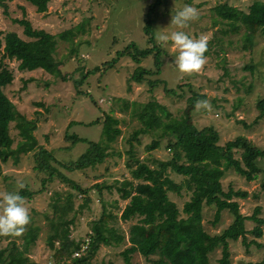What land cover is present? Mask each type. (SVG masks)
<instances>
[{
	"label": "rangeland",
	"instance_id": "obj_1",
	"mask_svg": "<svg viewBox=\"0 0 264 264\" xmlns=\"http://www.w3.org/2000/svg\"><path fill=\"white\" fill-rule=\"evenodd\" d=\"M150 1L152 0H48L45 12L35 11L33 4L27 0H5L6 11H3L0 5L2 32L13 30L20 37L27 39L28 36L22 31V25L12 20L14 17L23 16L34 28H42L54 34L62 29H71L74 33L70 39L57 38L56 42L54 56L62 61L59 68L65 76L64 80L41 68L18 69L17 60L3 58L12 72V79L2 87V90L26 118L36 117V126L32 133L38 145L52 151L60 161L74 159L84 149L86 142L77 141L69 148H65L69 142L64 139V131L97 140L100 137L101 124L89 123V120L100 117L102 111H109V108H112V113L120 119L117 124L120 133L110 143V150L113 152L104 161L74 171H68L53 162L58 169L69 175L81 187L86 188L85 193L76 192L66 183L56 179L42 186L41 173L33 168V149L20 152L16 162L10 157L0 162V193L17 191V179L25 183L26 193H29L28 196H23L25 206L29 209L30 223L38 225V229L36 238L26 255L39 264L54 263L52 250L45 243V237L49 232L47 219L53 215L49 203L51 197L54 193H59L63 197L69 191L73 194L71 199L74 209L79 203H83L82 208L73 216L69 226V236L74 239L85 237V232L101 209L109 210L114 216L109 218L107 223L114 225L116 231L124 235V239L118 245L99 243L89 257V263L100 261L103 264L122 263L120 251L128 243L126 241L128 226L137 220V216L127 220L121 219L119 213L127 198H120L114 187L110 190L103 187L99 199L92 183L101 180L110 183L113 179H121L129 175L125 161L131 159L126 152L129 147L126 139L132 129L138 125V121L130 116V105L126 108L122 107L123 99L145 101L154 98L169 110L171 115L192 122L197 127H203L207 134H211L208 125L212 126L218 134L217 143H223L241 134L255 145L264 147V115L258 116L255 108V100L264 93V34L259 30L256 31L250 46L243 48L240 36L242 28L236 32L228 30L223 32L222 29L227 25L219 20L214 9L216 3L226 1L239 9L246 10L252 0H163L156 8L153 13L154 39L157 31L170 33L178 30L170 24L171 18L185 5L194 6L199 10V19L191 22L183 31L193 39L208 37L209 53L205 56L207 63L200 73L189 75L179 71L174 64L178 51L171 41L167 46L162 47L159 44L162 50L160 70L157 74L148 77L150 79L158 77L162 82H157L152 89H148L145 81L127 82L136 63L125 55L121 56L111 68L85 73L93 65H99L112 57L116 49H120L129 41L135 42L139 47L148 45L142 31V23ZM71 47L76 50L71 51ZM139 64L152 68L151 55L143 57ZM80 77L82 80L75 86L73 79ZM164 87H173L176 93H167ZM77 88L90 95L76 92ZM191 90L204 93V99H209L211 102L210 111L203 109L198 111L195 104L191 106L187 103L185 97ZM181 91L183 96L178 94ZM37 111L40 113L38 114ZM70 120L74 122L68 126ZM8 129L12 137L11 146H14L20 139L14 121L9 122ZM153 135L151 132L142 133L138 135L139 142L132 140L133 156L148 163H152V159H165L170 156L171 150L167 148L165 139L160 140L157 148L150 151L143 149V144ZM237 154L238 152L235 151L234 155ZM258 162L264 169V158L259 159ZM168 175L175 181L182 179V175L172 171H168ZM261 179V172H258L253 179L247 180L228 168L221 176L220 182L223 189L230 185L233 188L247 190L246 197H235L238 209L248 215L254 205H260L258 215L263 218L261 229L264 231V192L259 187ZM251 193H256V197ZM167 194L180 208L189 191L182 188L179 194L172 191H168ZM85 197H87L86 201H84ZM213 210L212 204L202 206L201 223L210 233L219 232L231 220L230 213L222 209L219 219L212 223L210 220ZM179 215L184 213L180 211ZM244 224L245 228H250L254 222L246 219ZM250 237L251 234L246 233V238ZM8 238H13L19 245L22 241V235L8 237L0 235V251H6ZM255 239L261 244L255 246L251 243L247 246V250L239 237L236 240H229V262L261 261L260 264H264L262 260L264 232ZM56 242L55 240L54 243ZM219 254L220 245L208 253L209 264H216ZM156 257L157 255L152 254L149 258H144L138 252H132L130 260L137 264H154L151 259Z\"/></svg>",
	"mask_w": 264,
	"mask_h": 264
},
{
	"label": "trees",
	"instance_id": "obj_2",
	"mask_svg": "<svg viewBox=\"0 0 264 264\" xmlns=\"http://www.w3.org/2000/svg\"><path fill=\"white\" fill-rule=\"evenodd\" d=\"M27 1L33 4L37 12H45L47 9L48 0ZM162 2L163 0L150 1L144 12L142 31L148 45L139 47L135 42L129 41L120 49H116L112 57L99 65H93L85 73L111 68L121 56L125 55L136 63L127 82L145 81L148 89H152L157 82H162V79L158 77L152 79L148 77L151 74H157L160 70L162 50L153 35V13ZM0 5L3 11H6L5 0H0ZM214 9L219 20L227 25L222 29L223 32L227 30L236 32L242 28L241 47L250 46L256 31L259 30L264 34V0H252L246 10L239 9L226 1L216 3ZM12 20L22 25V31L28 38L20 37L13 30L2 32L0 29V162L6 161L9 157L16 162L20 152L33 149V168L41 173L42 186L56 179L66 183L76 192L85 193L86 188L81 187L69 175L58 169L53 162L68 171H74L92 167L104 161L113 152L110 150V143L120 133V127L117 125L120 119L112 113V108H109V111H102L100 117L89 120V123L100 122L101 124L100 137L97 140L64 131V139L69 142L65 148H69L77 141L86 142L84 149L74 159L60 161L52 151L38 145L32 133L36 126V117L26 118L2 90V87L12 79V72L3 58L17 60L18 69L41 68L64 80L65 76L59 68L62 61L54 56L56 42L57 38L68 40L74 33L71 29H62L54 34L42 28H34L23 16L14 17ZM70 50L76 49L71 47ZM208 53L209 45L205 56ZM148 55H151L152 68L139 64L140 60ZM81 80L82 77L73 79V84L77 86ZM164 90L167 93H176L173 87H164ZM76 92L88 94L78 88ZM178 94L183 96L182 91ZM204 97V93L191 90L185 100L193 106L198 99H204ZM128 105H130V116L138 121V125L132 129L126 139L129 144L126 152L131 159V161H125L129 175L121 179H113L110 183H106L105 180L92 183L99 199L103 187L108 190L114 187L120 198H127L119 213L121 219L127 220L137 216V220L128 226L126 239L128 243L120 251L123 259L121 264H137L130 260L132 252H138L144 258H149L152 254L157 255L156 258L151 259L154 264H209L208 253L218 245H220V254L216 264H260L261 261L229 262V240H236L239 237L246 250L251 243L255 246L261 244L255 238L264 232L261 229L263 218L258 215L260 205H254L248 215L241 213L235 197H246L247 190L233 188L230 185L223 189L220 178L228 168L247 180L253 179L258 172H261L262 179L259 187L264 192V169L258 162L259 159L264 158V147L255 145L241 134L223 143H217L218 134L212 126L208 125L211 134H207L203 127H197L192 122L171 115L169 110L154 98L145 101L123 99L122 107L126 108ZM255 108L258 116L264 115V93L255 100ZM37 113L40 112L37 111ZM10 121H14L20 135V139L14 146H11L12 137L8 129ZM240 121L243 122L241 119ZM73 122L74 120H70L67 125L70 126ZM148 132L154 135L143 144V149L150 151L157 148L160 140L165 139L167 148L171 150L168 158H156L151 160L152 163H148L133 156L132 140L139 142L138 135ZM235 151L238 152L237 155H234ZM168 171L182 175V179L173 180L168 175ZM182 188L188 190L189 194L178 208L167 192L179 194ZM18 191L21 196L29 195L26 193V186ZM251 194L256 197V193ZM72 195L70 191L63 197L59 193H54L49 202L53 215L47 219L49 232L45 237V243L52 250L53 264H103L102 261L89 263V257L99 243L118 245L124 239V235L118 233L114 225L107 223V220L114 215L102 208L96 219L91 222L88 231L85 232L84 236L88 240L86 248L79 255L71 256V253L84 241L83 236L78 239L69 236V226L73 216L83 206L81 202L74 209ZM86 199L87 197L84 201ZM204 204L214 206L210 220L212 223L219 219L222 209L230 213V222L219 232L210 233L203 228L201 219ZM180 211L184 215H179ZM246 219L254 222L250 228H245L244 220ZM37 229L38 225L29 223L22 234L20 245L13 238H8L6 251H0V264H39L26 255L36 238ZM246 233H250L252 237L247 239ZM262 258L264 260V257Z\"/></svg>",
	"mask_w": 264,
	"mask_h": 264
},
{
	"label": "clouds",
	"instance_id": "obj_3",
	"mask_svg": "<svg viewBox=\"0 0 264 264\" xmlns=\"http://www.w3.org/2000/svg\"><path fill=\"white\" fill-rule=\"evenodd\" d=\"M199 19V10L191 5H185L181 10L172 15L171 25L178 30L172 32L157 31L155 39L162 47L167 46L169 41L178 51L174 64L179 71L186 74L200 73L207 63L205 53L208 51V37L199 39L191 38L183 29L191 22ZM165 29V28H164ZM196 110H211L209 99H198L195 103ZM17 189L25 188V183L17 179ZM0 193V235L20 236L26 226L31 222L29 209L25 206L24 197L19 191Z\"/></svg>",
	"mask_w": 264,
	"mask_h": 264
},
{
	"label": "built area",
	"instance_id": "obj_4",
	"mask_svg": "<svg viewBox=\"0 0 264 264\" xmlns=\"http://www.w3.org/2000/svg\"><path fill=\"white\" fill-rule=\"evenodd\" d=\"M87 237H84V241L81 242L80 247L71 253V256L79 255L87 246Z\"/></svg>",
	"mask_w": 264,
	"mask_h": 264
}]
</instances>
